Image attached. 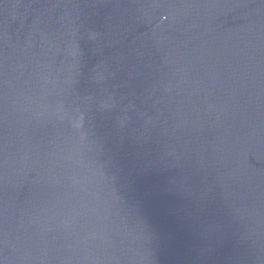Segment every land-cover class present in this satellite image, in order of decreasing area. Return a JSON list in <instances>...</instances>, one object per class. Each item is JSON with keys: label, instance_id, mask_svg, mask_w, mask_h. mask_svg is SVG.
Returning a JSON list of instances; mask_svg holds the SVG:
<instances>
[{"label": "water", "instance_id": "95a60500", "mask_svg": "<svg viewBox=\"0 0 264 264\" xmlns=\"http://www.w3.org/2000/svg\"><path fill=\"white\" fill-rule=\"evenodd\" d=\"M0 264H264V0H0Z\"/></svg>", "mask_w": 264, "mask_h": 264}]
</instances>
